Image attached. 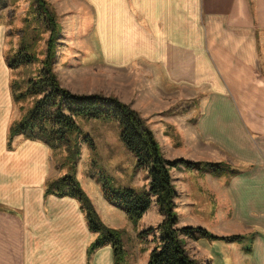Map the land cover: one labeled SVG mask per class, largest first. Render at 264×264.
<instances>
[{
  "label": "crops",
  "instance_id": "1",
  "mask_svg": "<svg viewBox=\"0 0 264 264\" xmlns=\"http://www.w3.org/2000/svg\"><path fill=\"white\" fill-rule=\"evenodd\" d=\"M47 1L58 14L59 43H91L99 63L123 74L130 89L138 82L147 101L141 112L157 114L149 128L165 158L235 168L214 174L172 167L178 224L242 235L214 240L224 264H264V0ZM8 10L0 11V264H113L109 244L88 253L97 234L78 200L44 193L60 176L50 147L21 134L9 142L18 120L10 86L17 68L6 50L18 42L10 39ZM78 176L107 226L139 224L114 222L110 215H123L96 177ZM201 249L209 264L211 251Z\"/></svg>",
  "mask_w": 264,
  "mask_h": 264
},
{
  "label": "trees",
  "instance_id": "2",
  "mask_svg": "<svg viewBox=\"0 0 264 264\" xmlns=\"http://www.w3.org/2000/svg\"><path fill=\"white\" fill-rule=\"evenodd\" d=\"M33 9L49 31L46 39L45 56L36 76L27 77L22 82L11 81L14 101L31 98V104L23 115L9 128V142L13 136L21 134L24 138L38 140L51 149L64 147L68 150L73 166L79 157V135L82 133L78 125L79 118L96 119L112 118L118 125L119 139L135 158V166L147 171L149 179L147 187L117 185L110 175L96 177L106 201L122 210L128 220L136 224L150 205L155 201L163 218L156 227L148 226L141 229L137 236L146 240L154 230L153 247L149 251L146 264H197L189 254L186 246L188 238L206 237L213 240L231 241L242 235H216L200 226L179 225L175 211L176 189L172 183L170 170L179 164L189 168L210 171L214 174H235L234 167L226 162L190 161L185 159H167L163 156L160 145L152 130L140 114L129 104L115 96L97 93L78 94L63 87L54 71L53 61L56 43L60 35V26L56 16L46 0H33ZM5 0H0V7ZM42 17V18H41ZM28 33H30L28 31ZM23 33L21 48L7 57L10 68H18L21 64L37 61L31 41L24 43ZM31 52V53H30ZM84 135L82 141L88 140ZM93 146V142H88ZM45 194L70 196L78 200L84 213L88 229L96 233L95 239L88 246V253L109 244L113 251V264H126L122 243L121 229L107 226L100 218L91 199L83 190L74 174H62L49 179L45 184Z\"/></svg>",
  "mask_w": 264,
  "mask_h": 264
},
{
  "label": "rangeland",
  "instance_id": "3",
  "mask_svg": "<svg viewBox=\"0 0 264 264\" xmlns=\"http://www.w3.org/2000/svg\"><path fill=\"white\" fill-rule=\"evenodd\" d=\"M5 3L2 8L0 7V11L3 7H8L7 18L10 21V39L15 38L18 42L16 45L8 43V49L6 50L7 57L21 48L20 42L23 33H26L24 43L28 44L27 41H31L32 50L35 51L38 57L37 61L18 66L13 75V81L18 80L22 82V88H25L23 81L29 76H36L41 67V60L45 56L46 39L49 31L41 22L42 20L36 19L38 15L36 10L33 9V0H5ZM50 8L53 10L56 16L55 20L58 22L61 30L58 14L51 5ZM88 28H90L88 17L87 14H84L81 30H87ZM57 40H59V37ZM12 44L15 47L11 49ZM99 57L98 52L94 51L91 43H84V45L76 47L70 43H59L57 41L53 71L59 83L71 92L78 94L97 93L117 97L136 109L148 127H150L154 122V116L157 114L141 112L147 106V101L143 100V97L138 96V82H136L137 86L134 89H130L128 87V79L123 74L104 67L99 63ZM15 104L17 108L14 116L19 119L25 109L31 104V98L18 101ZM78 125L82 133L79 135V140H81L80 154L75 162V167L73 166V160L69 158L68 150L64 147L59 150L50 148L53 171L55 170L60 175L65 173L74 174L75 177L78 176L77 173H80L78 177L82 174H90V176H98L99 174L110 175L114 178L117 185L135 188L147 186V171L142 168L136 170L137 172L135 171V158L120 141L118 125L115 120L103 117L96 119L79 118ZM85 134L89 138L86 142L82 141ZM91 141L93 142V146H90L88 143ZM163 154L166 156L167 152L163 150ZM135 173L140 174L138 180H135L133 177ZM116 209L123 216H121V219L110 215L113 221L120 224L124 220L127 223L129 220L125 213L118 208ZM98 214L101 218L100 213ZM162 218L163 216L157 206L153 205L143 217L145 222L139 220L138 225H136L138 222L133 224L136 225L135 227H130L129 224H127L128 226L120 225L126 264H145L148 253L154 245L152 241L153 234L157 233V231L154 230L147 235L146 240H140L137 232L148 226L156 227ZM215 241L202 236L194 239V241L189 239L186 246L189 254L196 260L197 264H206L207 261L206 255L202 253V245L211 251L208 260L209 264H224L221 255L218 254V248L214 246Z\"/></svg>",
  "mask_w": 264,
  "mask_h": 264
}]
</instances>
